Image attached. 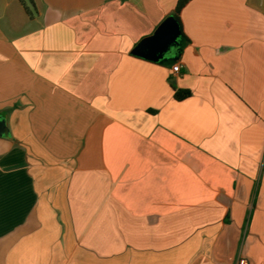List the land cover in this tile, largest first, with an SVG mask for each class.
Wrapping results in <instances>:
<instances>
[{
    "label": "crops",
    "instance_id": "0c3cea01",
    "mask_svg": "<svg viewBox=\"0 0 264 264\" xmlns=\"http://www.w3.org/2000/svg\"><path fill=\"white\" fill-rule=\"evenodd\" d=\"M176 2L0 0V264H264V0Z\"/></svg>",
    "mask_w": 264,
    "mask_h": 264
},
{
    "label": "water",
    "instance_id": "95a60500",
    "mask_svg": "<svg viewBox=\"0 0 264 264\" xmlns=\"http://www.w3.org/2000/svg\"><path fill=\"white\" fill-rule=\"evenodd\" d=\"M181 30L178 22L172 15H168L154 30L141 39L130 51V55L159 63L170 57L176 59L179 52ZM9 131L5 120L0 117V137H8Z\"/></svg>",
    "mask_w": 264,
    "mask_h": 264
},
{
    "label": "trees",
    "instance_id": "16d2710c",
    "mask_svg": "<svg viewBox=\"0 0 264 264\" xmlns=\"http://www.w3.org/2000/svg\"><path fill=\"white\" fill-rule=\"evenodd\" d=\"M190 0H177L175 8L172 12V16L175 18V20L178 22L179 26H180V30H181V25H180V18H179V14L182 10V8L189 2ZM180 46H179V52L178 55H180V53L182 52V49L184 48V46L187 44L188 40L187 38L184 36L182 30H181V37H180ZM171 62V61H169ZM160 63H165V61H161ZM173 63V62H172ZM189 97V92L185 91V90H180V89H174V99L177 101H181L185 98Z\"/></svg>",
    "mask_w": 264,
    "mask_h": 264
},
{
    "label": "built area",
    "instance_id": "2783aa9c",
    "mask_svg": "<svg viewBox=\"0 0 264 264\" xmlns=\"http://www.w3.org/2000/svg\"><path fill=\"white\" fill-rule=\"evenodd\" d=\"M171 70H172V72H173L174 74H178V72H179V65H177V64L173 65V67H172ZM238 264H248V262L245 261V260H240V261L238 262Z\"/></svg>",
    "mask_w": 264,
    "mask_h": 264
}]
</instances>
